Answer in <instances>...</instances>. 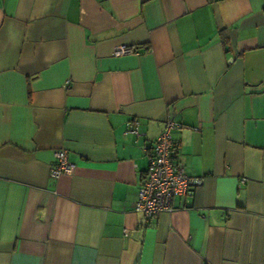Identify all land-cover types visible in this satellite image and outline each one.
<instances>
[{
	"label": "crops",
	"instance_id": "0c3cea01",
	"mask_svg": "<svg viewBox=\"0 0 264 264\" xmlns=\"http://www.w3.org/2000/svg\"><path fill=\"white\" fill-rule=\"evenodd\" d=\"M168 120L202 184L145 219ZM0 264H264V0H0Z\"/></svg>",
	"mask_w": 264,
	"mask_h": 264
},
{
	"label": "built area",
	"instance_id": "2783aa9c",
	"mask_svg": "<svg viewBox=\"0 0 264 264\" xmlns=\"http://www.w3.org/2000/svg\"><path fill=\"white\" fill-rule=\"evenodd\" d=\"M116 56L137 54L133 48L119 47ZM179 126L172 121L165 122L164 128L152 147L147 150V168L142 177L133 206L134 212L145 219H152L162 213H171L175 208V198L184 197L195 187L202 184L200 178L190 177L182 166L175 162L173 153L176 148L171 131ZM197 131V129H192ZM126 132L138 135L137 122L126 124ZM55 164L50 168V176L57 179L61 175L71 176L74 166L66 159V153L58 150L54 153Z\"/></svg>",
	"mask_w": 264,
	"mask_h": 264
}]
</instances>
